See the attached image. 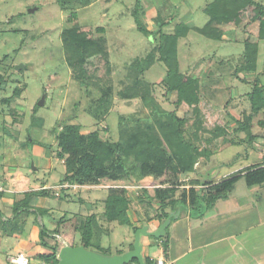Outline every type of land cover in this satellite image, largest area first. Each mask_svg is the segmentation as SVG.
Wrapping results in <instances>:
<instances>
[{
	"label": "rangeland",
	"instance_id": "1",
	"mask_svg": "<svg viewBox=\"0 0 264 264\" xmlns=\"http://www.w3.org/2000/svg\"><path fill=\"white\" fill-rule=\"evenodd\" d=\"M215 1L0 0V210L13 213L4 211V201L11 196L7 194L9 174L18 172L28 179V187L43 186L50 192L41 204L45 210L29 213L22 208L24 212L11 225L7 223L8 233L31 230L34 224L45 227L50 232L46 242L58 245L61 251L68 244L82 246V233L77 228L92 218L94 232L89 250L113 256L130 251L135 226L144 220L149 222L160 212L157 201H153V177H144L136 170L126 183L105 180L97 186L61 188L66 169L56 157V136L67 125L81 126L85 135L97 131L102 140L117 142L121 130H133L136 118L149 113L140 99L123 95L131 87L128 78L133 64L145 59L157 45V40L141 31L139 22L153 32H157L158 23L165 22L163 33L168 35H174L180 24L190 28L178 42L180 70L200 81L198 107L205 125L227 128L228 141L212 143L213 156L192 177L214 181L217 175L264 162V125L257 124L264 121V114L252 121L254 142L245 132L235 131L238 121H249L252 107L247 94L252 92L253 82L258 79L264 86V40H259V23L244 17L238 26H221V40L206 37L198 30L208 25L205 9ZM254 1L264 6V0ZM147 7L153 9L151 12L148 8V15ZM76 29L83 38L101 41L105 53L95 55L89 49L86 63H81L66 35ZM247 41L259 45L254 73L241 69ZM166 74L167 68L157 56L141 80L155 87L156 100L164 110L189 120L195 118L194 107L177 106L175 94L159 85ZM105 101L111 104L108 109L103 106ZM124 185L131 200L130 223L110 222L105 216V202L111 188ZM143 190L149 197L141 200ZM17 198L14 205L23 201V197ZM161 239L142 241L149 247L150 256H156L158 246L153 243Z\"/></svg>",
	"mask_w": 264,
	"mask_h": 264
},
{
	"label": "trees",
	"instance_id": "2",
	"mask_svg": "<svg viewBox=\"0 0 264 264\" xmlns=\"http://www.w3.org/2000/svg\"><path fill=\"white\" fill-rule=\"evenodd\" d=\"M205 12L209 16L208 25L198 31L206 37L221 40L223 35L219 29L221 26H238L243 18L247 17L251 22L259 23V40H264V6L254 0H216L206 7ZM158 19L156 18L157 22ZM165 25V22L158 23L157 32H153L139 22L141 31L152 36L154 41L157 40V45L145 59L133 64L128 78L131 87L123 94L130 100L140 99L149 110L145 117L136 118L134 129L127 127L121 130L120 140L117 142L102 140L97 131L87 135L82 134L79 125H67L56 136L58 144L56 157L63 161L66 169L62 178L63 184L97 186L105 180L126 183L125 181L132 180L133 172L138 170L144 177L151 176L154 179L156 188L153 201H157L160 212L153 219H158L162 223L170 214L166 212L167 208H171V212H177L187 209L190 205L194 214L203 217L219 199L227 197L235 182L243 174L246 175L249 185L264 183V162L238 171L231 178L219 183L201 181L192 177L200 165L213 156L212 143L220 140L228 141V131L224 127L211 128L205 125L204 115L198 107L201 101L200 81L180 70L178 42L180 38L188 35L190 28L180 24L174 35H168L163 33ZM80 34L81 32L76 29L66 35L71 46L75 47L73 52L79 56L81 63H86V51L88 52L89 49H92L95 55L105 53L101 41L83 38ZM258 53V43L249 41L245 43L244 64L241 67L244 72H256ZM157 56L158 61L164 63L167 68V74L159 85L165 87L170 94H175L177 106L186 104L194 107L195 118L189 120L178 116L175 112L164 110L156 100L155 87L141 80V76L156 63ZM253 83L252 92L247 94L252 107L249 121L247 122V119L245 122L236 121L235 130L245 132L251 143L256 138L251 131L252 121L261 112L264 114V86H261V81L258 79ZM104 95L108 97V92L105 91ZM110 105L108 101L103 102V106L107 109ZM257 124L263 127L264 121L260 120ZM230 142L237 144L232 140ZM188 185L191 188L186 190L184 187ZM181 188L184 189L177 197ZM49 193L45 189L26 193L23 201L18 203L16 212L22 208H31L30 203L34 197H47ZM144 196H148V191L143 190V196L139 199L143 200ZM130 201L125 185L111 188L105 202L107 219L110 222L130 223L128 216ZM92 221L94 219L88 218L77 228L82 233V246L88 250L94 232ZM138 229L136 228L135 231ZM49 235L50 232L43 227L40 233V245L49 252L41 254L39 258L45 264H59L60 248L58 245L51 246L46 242L45 239ZM167 248L168 244L165 242V251ZM144 261L146 264H156L150 258ZM131 264L139 263L134 260Z\"/></svg>",
	"mask_w": 264,
	"mask_h": 264
},
{
	"label": "crops",
	"instance_id": "3",
	"mask_svg": "<svg viewBox=\"0 0 264 264\" xmlns=\"http://www.w3.org/2000/svg\"><path fill=\"white\" fill-rule=\"evenodd\" d=\"M148 8L153 12L152 7H147V15ZM256 164L260 162L253 165ZM49 167L52 168V165ZM243 169L245 168L226 175H217L214 182L219 183L231 178ZM15 173L9 174L11 187L7 189V194L11 196L9 200L4 201V211L13 210V213L6 214L0 210V264H13L9 258L18 254H24L29 264H45L39 256L49 251L40 245L42 229L39 226L34 224L31 230L18 229L15 233L12 230L7 232V223L10 222L11 225L17 216L24 212H16L18 204L14 205V197L24 198L26 193L43 188L28 187V179L18 172ZM184 188L189 190L191 187L188 185ZM43 198L46 197H34L30 203L31 208L24 209L29 213H34L37 209L45 210L41 207ZM161 224L158 219L149 222L144 220L135 228L150 226V230L155 231ZM165 237L166 239L153 243L158 246L154 257L150 256L149 247L142 245V241L149 238L142 237L144 259H153L156 264L158 260H162L164 264H264V183L249 185L246 175H241L227 197L219 199L203 217L194 214L190 205L187 209L180 210L175 222L172 219ZM165 242L168 244L166 251Z\"/></svg>",
	"mask_w": 264,
	"mask_h": 264
},
{
	"label": "water",
	"instance_id": "4",
	"mask_svg": "<svg viewBox=\"0 0 264 264\" xmlns=\"http://www.w3.org/2000/svg\"><path fill=\"white\" fill-rule=\"evenodd\" d=\"M30 12L33 13L34 10H31ZM42 104H44V99L41 102V105ZM179 214L180 212L177 214H170L155 231H151L150 226H144L143 228L138 229L135 236L133 250L122 255L106 256L90 251L84 246L72 247L65 245L58 256L59 264H130L134 260H137L139 264H146L142 254V237L155 239L164 238L172 219L177 218Z\"/></svg>",
	"mask_w": 264,
	"mask_h": 264
},
{
	"label": "built area",
	"instance_id": "5",
	"mask_svg": "<svg viewBox=\"0 0 264 264\" xmlns=\"http://www.w3.org/2000/svg\"><path fill=\"white\" fill-rule=\"evenodd\" d=\"M69 186H70V184H65V185H62L61 188L69 187ZM78 187H80V186L72 185V188H74V189H76ZM9 261L13 264H29V261L24 254H18L16 256H12L9 258ZM157 264H164V263L162 260H158Z\"/></svg>",
	"mask_w": 264,
	"mask_h": 264
}]
</instances>
